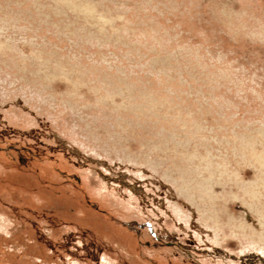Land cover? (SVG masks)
I'll return each mask as SVG.
<instances>
[{
	"label": "rangeland",
	"instance_id": "rangeland-1",
	"mask_svg": "<svg viewBox=\"0 0 264 264\" xmlns=\"http://www.w3.org/2000/svg\"><path fill=\"white\" fill-rule=\"evenodd\" d=\"M0 264H264V0H0Z\"/></svg>",
	"mask_w": 264,
	"mask_h": 264
}]
</instances>
